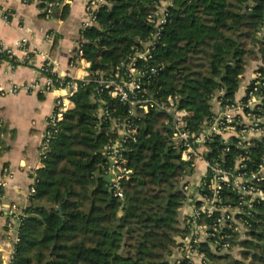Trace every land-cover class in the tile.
Returning a JSON list of instances; mask_svg holds the SVG:
<instances>
[{
  "label": "trees",
  "instance_id": "16d2710c",
  "mask_svg": "<svg viewBox=\"0 0 264 264\" xmlns=\"http://www.w3.org/2000/svg\"><path fill=\"white\" fill-rule=\"evenodd\" d=\"M109 3L99 10L97 24L81 32L91 76L77 80L75 105L36 170L32 201L48 207L26 208L11 264H177L168 258L182 245L176 237L187 233L180 220L183 192L176 191L186 164L171 142L164 112L131 115V124L139 127L137 141H130L124 154L132 174L122 182L125 200L110 199L102 166L113 132L110 120L99 121L96 112L108 106L112 117L124 118L130 107L100 91L94 73L109 74L144 48L152 32L147 16L155 5L153 0ZM62 10L68 16L69 5ZM168 10L170 20L148 62L159 69L152 88L178 96L198 127L213 114L212 99L220 90L223 100H234L251 60L258 63L253 71L264 76V0H174ZM251 154L256 159L264 154V140ZM231 243L243 247L238 257L235 250L216 253L208 243L200 248L209 264H264V202L253 210L247 237Z\"/></svg>",
  "mask_w": 264,
  "mask_h": 264
},
{
  "label": "built area",
  "instance_id": "2783aa9c",
  "mask_svg": "<svg viewBox=\"0 0 264 264\" xmlns=\"http://www.w3.org/2000/svg\"><path fill=\"white\" fill-rule=\"evenodd\" d=\"M26 1V0H25ZM47 16L55 9L69 5L71 0H37ZM155 9L147 16L152 27L144 48L130 55L128 60L117 64L111 73L96 71L100 91L119 99L130 107L129 116L112 117L108 106H99L96 116L99 121L110 120L113 137L103 148L108 161L102 166L110 176V188L113 196L125 200L122 182L132 174L126 164L125 152L130 141H137L139 127L131 124V115L138 112L157 110L167 115L166 123L171 133V142L177 148L185 170L180 186L183 202L180 208L181 226L187 231L182 237L173 261L189 264H209L202 243H208L216 253L237 250L231 239L238 241L247 237L250 218L258 204L264 202V154L256 159L251 148L258 140H264V76L260 71H253L250 78L242 81L234 100L225 101L220 90L212 99L213 114L198 127L191 124L193 113L180 106L176 95L162 96L160 89L152 88L156 67L149 62L153 58L152 50L161 37L164 26L170 20L169 6L174 0H153ZM109 0H87L85 10L87 18L83 29L97 24L99 10L109 5ZM4 18L9 19V14ZM46 37L50 38V35ZM29 43L27 37L17 41L16 46L26 52ZM72 65L85 60V51L81 41L77 43ZM14 47L7 46L0 40V65L7 59L12 61ZM30 60L31 56L28 57ZM46 62L39 69L37 80L14 85L12 93H34L37 91L62 90L57 96L52 114L47 118V127L43 134L40 156L45 158L53 139L59 132V124L64 120L74 102L72 96L78 90V82L70 73L63 75L56 72L53 63L46 55ZM52 73V76L49 74ZM91 76L87 71L81 79ZM3 122L0 120V133ZM14 172L0 161V217L6 219V226L0 230V264H11L14 259L15 245L19 241V229L26 217V206L20 202H8L6 189ZM34 183L29 186L27 198L32 200L36 193ZM171 260V258L169 259Z\"/></svg>",
  "mask_w": 264,
  "mask_h": 264
},
{
  "label": "crops",
  "instance_id": "0c3cea01",
  "mask_svg": "<svg viewBox=\"0 0 264 264\" xmlns=\"http://www.w3.org/2000/svg\"><path fill=\"white\" fill-rule=\"evenodd\" d=\"M86 2L71 0L69 14L63 17V7L47 16L37 0H0V40L15 50V60L7 59L0 65V161L14 172L6 189L8 202H20L26 207L29 201L33 202L26 196L36 170L44 166L40 147L47 118L54 111L57 96L65 93L55 90L16 94L11 88L37 80L46 55L57 73L68 71L76 80L85 76L91 64L81 60L72 65V60L82 39ZM7 13L8 20L4 18ZM22 37L29 39L27 52L16 46ZM5 226L6 219L1 216L0 230Z\"/></svg>",
  "mask_w": 264,
  "mask_h": 264
},
{
  "label": "water",
  "instance_id": "95a60500",
  "mask_svg": "<svg viewBox=\"0 0 264 264\" xmlns=\"http://www.w3.org/2000/svg\"><path fill=\"white\" fill-rule=\"evenodd\" d=\"M179 190H180V186H178V187L176 188V191H179ZM109 191L112 192L111 189H110ZM112 197H113V195L111 194L110 199H112ZM126 204L129 205V204H130V201L127 200V201H126ZM27 206H28V207L36 206V207H42V208H47V207H48V205H47L46 203L31 202V201L28 202ZM59 211L62 212V207H61V206L59 207ZM176 240H177V243H178V244H180V243L183 242V240H182V238H181L180 236H177V237H176ZM169 259H170V258H168V260H169Z\"/></svg>",
  "mask_w": 264,
  "mask_h": 264
},
{
  "label": "rangeland",
  "instance_id": "374dc122",
  "mask_svg": "<svg viewBox=\"0 0 264 264\" xmlns=\"http://www.w3.org/2000/svg\"><path fill=\"white\" fill-rule=\"evenodd\" d=\"M258 63H257V60H251V62H250V64H248V66H247V70L245 71V78H244V81H246L247 79H248V73L251 71V69L252 68H254V67H256V65H257ZM0 152H1V150H0ZM111 177L110 176H108L107 177V179H110ZM238 249H243V247H238ZM237 249V250H238ZM237 250H235L234 251V253L237 255V257L239 256V254H238V251Z\"/></svg>",
  "mask_w": 264,
  "mask_h": 264
}]
</instances>
